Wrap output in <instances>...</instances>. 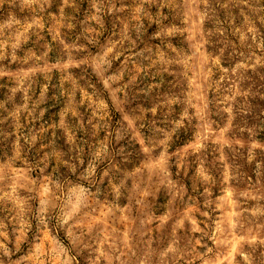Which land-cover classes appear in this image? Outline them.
<instances>
[{"label":"rangeland","instance_id":"1","mask_svg":"<svg viewBox=\"0 0 264 264\" xmlns=\"http://www.w3.org/2000/svg\"><path fill=\"white\" fill-rule=\"evenodd\" d=\"M0 264H264V0H0Z\"/></svg>","mask_w":264,"mask_h":264}]
</instances>
